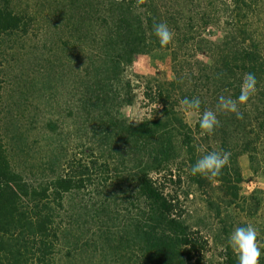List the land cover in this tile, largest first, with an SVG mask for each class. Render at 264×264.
<instances>
[{"label":"rangeland","instance_id":"374dc122","mask_svg":"<svg viewBox=\"0 0 264 264\" xmlns=\"http://www.w3.org/2000/svg\"><path fill=\"white\" fill-rule=\"evenodd\" d=\"M4 1L24 23L0 48L1 135L18 172L34 182L47 180L86 149L113 157L120 171L130 168L133 156L122 154L125 145L99 138L97 116L84 113L92 109L84 97L86 70L90 77L95 73L89 58L92 53L96 60L101 57L100 45L93 41L101 17L97 8L85 0H0V4ZM136 7L139 13L154 12V24L166 22L174 40L168 47L134 55L121 76L123 83L112 88L130 102L103 106L118 109L128 124L137 125L159 117L156 95L162 93L190 130L195 161L205 154L202 148L231 152L230 164L219 177L193 176L190 150L180 143L171 175L165 173L163 178L162 173L154 179L164 183L176 211L197 238L201 264H228L229 234L249 223L260 233L264 255V108L260 105L264 104V94L260 98L264 64L262 73L255 75L258 96L240 106L243 118L237 119L234 113L217 110L221 95L236 99L239 94L230 89L225 93L224 83L210 80L205 66L213 63L216 47L201 43L203 39L217 43L233 65L234 46L245 42L256 48L264 63V0H139ZM224 37L229 38L223 41ZM185 97H198L201 113L217 111L220 126L213 134L199 127L198 115L184 112L179 102ZM226 176L234 188L229 191L219 180ZM102 185L95 195L85 189L67 196L58 260L53 264H133L142 256L128 229L135 215L130 180L108 188ZM196 258L184 257L182 264H196Z\"/></svg>","mask_w":264,"mask_h":264},{"label":"trees","instance_id":"16d2710c","mask_svg":"<svg viewBox=\"0 0 264 264\" xmlns=\"http://www.w3.org/2000/svg\"><path fill=\"white\" fill-rule=\"evenodd\" d=\"M85 1L96 7L101 16L98 26H95L99 31L93 40L100 45L101 57L96 60L97 57L92 53L89 58L95 73L94 77H90L86 70L84 97L93 110L86 109L84 113L97 116L99 130L96 132L94 128L93 131L98 133L99 138L105 142L112 141L117 146L122 143L125 145L126 152L122 154L133 156L130 157L132 165L120 171L113 157L110 159L86 149L82 155H74L60 172L56 171L54 177L40 182L28 179L18 172L13 160L7 155L5 140L1 135L4 108L1 94L3 78L0 77V264L57 262L67 196L85 189L95 195L100 184L108 188L112 183L124 179L130 180L132 186L135 214L128 229L132 233L133 247L142 255L133 264H182L185 262L184 257L192 260L195 256L196 264H201L202 250L198 249L197 238H194L176 211V204L166 192L164 183L154 179V176L162 173L163 178L168 175L165 173L171 175L180 143L187 144L190 150V165L196 162L189 147L190 130L187 125L175 111L174 105L168 103L170 98L162 93L156 95L161 104L159 117L137 125L128 124L118 109L115 111L114 108L103 106L104 102L107 104L111 101H117V107L124 102L128 104L130 101L125 99L126 95L112 91V88L117 83L121 84V76L132 65L134 55L162 47L153 34L155 13H139L136 7L139 0ZM22 28L23 20L13 11L9 2L0 4V48ZM228 38L224 37L223 41ZM203 42L216 47L212 53L213 63L205 67L210 71L211 81L224 83L222 90L225 93L230 89L240 94L245 73H262L264 63L255 47H247L245 42L234 46L232 65L227 52L217 43L212 44L204 39L201 40ZM227 49L230 50L229 47ZM263 94L260 87V98ZM94 102H97V106ZM100 103L103 104L100 106ZM260 105L264 108V104ZM121 150L124 151L122 147ZM239 179L240 174L237 172V181ZM219 180L226 190L234 189L227 176ZM226 258L228 264H238L230 248ZM260 264H264V255H261Z\"/></svg>","mask_w":264,"mask_h":264},{"label":"clouds","instance_id":"9594fccd","mask_svg":"<svg viewBox=\"0 0 264 264\" xmlns=\"http://www.w3.org/2000/svg\"><path fill=\"white\" fill-rule=\"evenodd\" d=\"M153 34L161 46H167L172 43L175 35L166 22L154 24ZM257 91L256 76L253 73H245L240 85L238 98L233 99L231 96L221 95L216 105L217 110L225 113H234L237 119H242L243 113L239 110L240 106L246 105L257 94ZM179 103L188 116H199V127L206 134H213L216 128L220 126L217 111L206 109L201 113V101L198 97H185ZM200 151L205 154L191 166L190 171L193 176L200 175L216 178L230 164L231 152L223 150L207 151L203 148ZM259 236V231L251 223L246 226H237L229 234L227 243L235 253L238 264H260L262 242L258 239Z\"/></svg>","mask_w":264,"mask_h":264}]
</instances>
